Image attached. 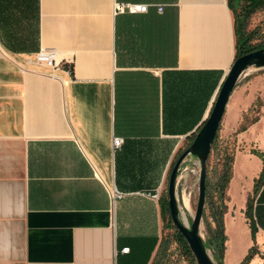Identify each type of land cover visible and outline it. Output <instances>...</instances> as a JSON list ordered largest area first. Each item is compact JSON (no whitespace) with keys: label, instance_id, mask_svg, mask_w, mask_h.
Wrapping results in <instances>:
<instances>
[{"label":"crops","instance_id":"crops-1","mask_svg":"<svg viewBox=\"0 0 264 264\" xmlns=\"http://www.w3.org/2000/svg\"><path fill=\"white\" fill-rule=\"evenodd\" d=\"M117 3L151 7L116 15ZM42 50L56 51L57 68L37 61ZM236 55L228 0H0V264H155L171 171ZM239 138L264 155V106ZM251 156L254 189L264 162ZM250 191L228 197L225 224L252 234L253 199L264 258V175Z\"/></svg>","mask_w":264,"mask_h":264},{"label":"rangeland","instance_id":"rangeland-1","mask_svg":"<svg viewBox=\"0 0 264 264\" xmlns=\"http://www.w3.org/2000/svg\"><path fill=\"white\" fill-rule=\"evenodd\" d=\"M254 30L258 31V34H256L258 37L264 36V8L253 14L251 19L248 21L247 32H252ZM253 43H256V41ZM263 90L264 70H249V72L240 79L239 84L230 99L224 116L225 119H228V122L224 123L223 119V123L219 131V147H227L230 153L234 155L232 177L228 187L229 198L231 197L236 199L238 195V198H240V189L243 184L244 186H247L248 189L250 188V194L253 197L255 191L249 186V182L250 177L255 171V166L252 161L253 156L250 157V155H255L256 157L259 156L254 153L250 154L249 151L251 150L252 145L248 141L239 138L241 133L238 134L237 132L240 127L237 130H231L227 124L229 125L230 122L235 123L237 117L240 116L239 114L244 112L250 104H252L251 108H249L248 112H244L243 118L244 116H247L249 119L257 117L258 113L261 112L262 107L264 106L259 107V103L257 102L258 99L264 100V94L262 93ZM251 94L255 98L252 101L249 100ZM217 162L218 161L216 159L212 161L214 164ZM180 186H182L180 189L186 188L191 194V207L188 210L184 208L182 199H180L181 202H179L182 215L183 217L185 216L184 221L187 222L188 225H191L192 219L195 216L199 195V164L198 166H194L192 163L188 164V170L185 171L184 179L182 180V184ZM228 202L226 205H228ZM225 216L226 215H224V234L226 236V242L223 264H243L249 256H251V260L248 261V264H251L256 256H259L260 261L264 264V258L257 250L258 242L256 234L253 235L251 230L252 234L244 235V228L240 222L233 225V223L229 220L230 222L228 221V227H226ZM202 236L204 241H206L207 234L204 222L202 225ZM160 254L164 255V258L161 259V264H189V262L182 256L178 243H176L174 237H172L171 230L168 232L167 241L164 243ZM210 254L212 255L211 252Z\"/></svg>","mask_w":264,"mask_h":264},{"label":"trees","instance_id":"trees-1","mask_svg":"<svg viewBox=\"0 0 264 264\" xmlns=\"http://www.w3.org/2000/svg\"><path fill=\"white\" fill-rule=\"evenodd\" d=\"M230 10L234 16L235 24V35H236V48L237 55L236 59L242 57L251 52L264 49V36L258 37L257 30L252 32H247L248 21L251 19L252 15L257 13L259 10L264 8V0H228ZM256 41V43H253ZM63 68L69 70L73 74V69L67 65H63ZM259 107L264 105V100L258 99ZM260 117V112L258 116L249 119L244 116L238 134L245 132L250 126L258 122ZM221 129V128H220ZM200 131V130H199ZM198 131V133H199ZM194 134L188 143L187 148L193 143L197 134ZM220 136L217 134L214 144L211 149V154L208 161V175H207V199L206 208L204 211L203 222L205 225V230L207 234V239L205 241L207 249L212 253L214 261L219 264H223L224 261V251L226 236L224 234V215L227 212V201H228V187L232 177V164L234 161V155H232L229 149L219 147ZM186 148V149H187ZM185 149V150H186ZM180 153V156L185 151ZM252 153L258 155L264 162V155L256 150ZM216 159L217 163H212ZM264 173L255 182L254 196L259 192V187ZM164 212L168 215L169 222L166 225V229H170L172 232V237H174L176 243H178L182 256L185 258L189 264H197L196 259L191 252L186 240L183 238L182 234L173 225L170 210L169 201L166 198L164 202ZM246 216L250 222L253 235L256 234V229L253 220V199H249L248 207L246 211ZM167 241V237L165 242ZM164 242V243H165ZM164 245V244H163ZM156 257L155 264H161V259L164 255H161V249ZM167 250V248H166ZM249 256L243 264H248L251 260Z\"/></svg>","mask_w":264,"mask_h":264},{"label":"water","instance_id":"water-1","mask_svg":"<svg viewBox=\"0 0 264 264\" xmlns=\"http://www.w3.org/2000/svg\"><path fill=\"white\" fill-rule=\"evenodd\" d=\"M264 70V49L248 53L235 60L232 68L220 89L211 114L200 129L193 143L176 161L168 183L169 210L173 225L186 240L197 264H219L207 249L202 236V225L207 199L208 161L215 138L220 131L230 99L239 84L240 79L249 70ZM199 163V195L192 224L187 227L182 218L178 200L179 180L188 167V159Z\"/></svg>","mask_w":264,"mask_h":264},{"label":"built area","instance_id":"built-area-1","mask_svg":"<svg viewBox=\"0 0 264 264\" xmlns=\"http://www.w3.org/2000/svg\"><path fill=\"white\" fill-rule=\"evenodd\" d=\"M150 5L147 4H131V3H117L114 8V13L117 14H129V15H139V14H147L150 11ZM157 12L162 14L164 12V6L162 5H154ZM37 61L41 64L46 65L49 68H57V53L54 50H42L37 54ZM123 144V139L115 138L114 139V147L119 149ZM123 195L118 193L117 191H113V199H122ZM123 253H129L130 249H123Z\"/></svg>","mask_w":264,"mask_h":264},{"label":"bare ground","instance_id":"bare-ground-1","mask_svg":"<svg viewBox=\"0 0 264 264\" xmlns=\"http://www.w3.org/2000/svg\"><path fill=\"white\" fill-rule=\"evenodd\" d=\"M184 217H185V216H184ZM184 217L182 216L183 221H184ZM184 224H185L187 227H189V225L187 224V222L184 221Z\"/></svg>","mask_w":264,"mask_h":264}]
</instances>
